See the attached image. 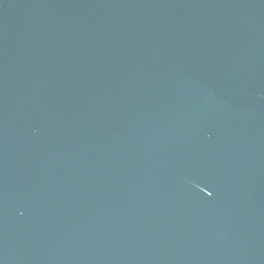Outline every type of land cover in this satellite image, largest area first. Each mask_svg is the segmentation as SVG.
<instances>
[{"label":"water","instance_id":"1","mask_svg":"<svg viewBox=\"0 0 264 264\" xmlns=\"http://www.w3.org/2000/svg\"><path fill=\"white\" fill-rule=\"evenodd\" d=\"M0 264H264V0H0Z\"/></svg>","mask_w":264,"mask_h":264}]
</instances>
